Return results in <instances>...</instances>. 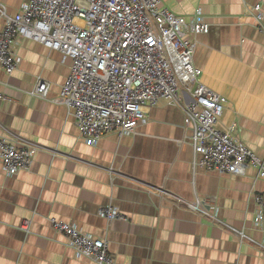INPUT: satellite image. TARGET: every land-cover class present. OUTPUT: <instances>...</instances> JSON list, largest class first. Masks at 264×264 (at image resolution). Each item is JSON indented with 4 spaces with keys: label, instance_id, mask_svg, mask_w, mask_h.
Wrapping results in <instances>:
<instances>
[{
    "label": "crops",
    "instance_id": "obj_1",
    "mask_svg": "<svg viewBox=\"0 0 264 264\" xmlns=\"http://www.w3.org/2000/svg\"><path fill=\"white\" fill-rule=\"evenodd\" d=\"M26 1L0 3L15 14ZM162 4L186 18L200 9L209 30L193 37L192 62L199 80L226 98L216 128L264 160V33L252 9L260 4L264 13V0ZM3 24L0 15V30ZM15 53L16 69L0 68V135L11 132L38 148L28 168L11 177L0 162V264H95L75 253L50 216L106 239L116 264H264L253 199L264 179L253 166L230 174L194 165L183 111L166 100L132 133L85 144L71 111L56 101L70 61L29 38H19ZM39 80L48 83L45 97L30 94ZM195 197L216 207L223 223L191 210L186 201ZM107 204L126 219L108 222L98 213Z\"/></svg>",
    "mask_w": 264,
    "mask_h": 264
},
{
    "label": "built area",
    "instance_id": "obj_2",
    "mask_svg": "<svg viewBox=\"0 0 264 264\" xmlns=\"http://www.w3.org/2000/svg\"><path fill=\"white\" fill-rule=\"evenodd\" d=\"M252 9L257 29L264 33L260 4ZM200 14L196 9L190 18L176 15L162 0H27L15 14L7 13L0 3L4 19L0 68L8 74L16 69L19 38L39 42L70 61L56 101L71 111L85 144L93 145L110 132L118 136L132 133L146 121L152 105L166 100L183 111L184 125L191 130L194 165L230 174H242L246 166H253L264 179V160L229 131L216 128L227 101L199 80L201 70L192 62L193 37L209 30ZM47 89L48 83L39 80L30 94L45 97ZM37 148L35 142L17 140L11 132L0 135L5 175L11 177L28 168ZM253 199L254 224L264 236V190ZM186 204L213 222L223 223L210 202L195 197ZM98 213L108 222L126 219L111 204L100 206ZM48 220L77 255L95 264H116L106 239L53 216ZM232 230L245 237L242 230Z\"/></svg>",
    "mask_w": 264,
    "mask_h": 264
}]
</instances>
